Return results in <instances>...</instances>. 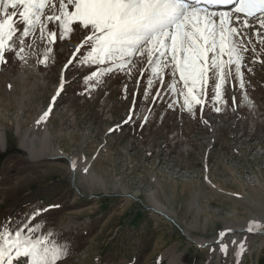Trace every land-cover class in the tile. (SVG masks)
Returning a JSON list of instances; mask_svg holds the SVG:
<instances>
[{"label":"rangeland","instance_id":"1","mask_svg":"<svg viewBox=\"0 0 264 264\" xmlns=\"http://www.w3.org/2000/svg\"><path fill=\"white\" fill-rule=\"evenodd\" d=\"M82 35L33 44L26 62L8 52L7 63L0 64L2 131L13 134L19 127L20 139L41 127L37 136L45 130L65 154L32 159L26 152L0 151V224L11 220L15 226L34 210L47 209L31 223L42 224L66 246L58 264H237L241 241L246 251L239 264H258L264 230L239 227L256 221L264 229L259 47L256 62L246 60L242 69L244 88L229 77L216 102L210 84L193 116L181 107L183 98L166 89L153 102L159 85L145 95L140 69L146 62L134 59L130 77L118 72L91 83L85 79L89 67L74 62L65 69ZM49 46L54 50L47 63H39ZM62 75L64 90L47 120L32 130V118L35 124L47 111ZM130 109L135 115L125 123ZM198 238L206 241L199 245ZM221 243L228 245L226 256Z\"/></svg>","mask_w":264,"mask_h":264},{"label":"snow or ice","instance_id":"2","mask_svg":"<svg viewBox=\"0 0 264 264\" xmlns=\"http://www.w3.org/2000/svg\"><path fill=\"white\" fill-rule=\"evenodd\" d=\"M227 5L234 7L212 10ZM77 32L83 35L65 69L74 62L89 67L85 79L91 83L118 72L130 77L134 59L146 62L140 69L147 80L145 95L159 85L153 102L166 89L174 98L182 97L181 107L194 116L193 106L202 110L210 84L212 99L220 102L229 77L244 88L242 69L246 60L256 62L258 47L264 57V0H0V64L7 63L8 52L26 62L37 33L41 42L52 45ZM53 50L46 47L38 62L46 64ZM66 83L62 75L37 123L47 120ZM214 108L221 111L215 104ZM134 115L130 109L125 123ZM147 120L144 116L143 122ZM70 163L75 170L76 161ZM46 210H34L15 226L11 220L0 224V264H58L66 256V246L51 231L45 233L42 224L31 223ZM259 228V222L251 221L247 231ZM224 235L220 233L221 240ZM238 248L237 264L246 241L239 242ZM220 250L226 256L228 245L221 243Z\"/></svg>","mask_w":264,"mask_h":264},{"label":"crops","instance_id":"3","mask_svg":"<svg viewBox=\"0 0 264 264\" xmlns=\"http://www.w3.org/2000/svg\"><path fill=\"white\" fill-rule=\"evenodd\" d=\"M1 110V109H0ZM1 112V111H0ZM37 121L38 120H36V122H35V124H34V118H32V120H31V122H33L32 123V127H31V129L33 130V129H37ZM10 122V121H9ZM1 123L2 124H5V119L4 118H0V131L1 132H3L4 133V146L0 143V151L2 152V151H5L7 148H8V150L11 152H14V151H19V153H23V152H26V153H28L29 155H31V153L29 152V150L26 148V147H24L23 145H22V142H21V140H22V137L26 134L27 136H28V140H29V144H33L34 145V147H36V148H43V151L41 152V155L39 156V157H36V158H34V157H32V159H38V158H40V157H55V156H50V150H51V148L53 149L54 147H52V143H51V136H50V132H49V143H48V149H46V148H44L43 147V143H41L42 142V137H43V135H44V133H45V130H44V132H43V134H41L40 135V137H38L37 136V134H40L43 130H42V128L41 127H38L39 128V130H41L40 131V133H33V134H31V132H30V130H27V131H25L23 134H22V136L20 135V139L18 138L19 136V127H16V129L14 130V132H13V134L12 133H10V132H8L7 133V131H2L3 129L2 128H4L3 126L1 127ZM48 130V129H47ZM35 134V135H34ZM11 137H12V139L15 137V140H16V143H13V145L11 146L10 145V141H11ZM32 140V141H31ZM42 144V145H41ZM45 150V151H44ZM7 151V150H6ZM43 153V154H42ZM1 155V154H0ZM47 155V156H46Z\"/></svg>","mask_w":264,"mask_h":264},{"label":"bare ground","instance_id":"4","mask_svg":"<svg viewBox=\"0 0 264 264\" xmlns=\"http://www.w3.org/2000/svg\"><path fill=\"white\" fill-rule=\"evenodd\" d=\"M234 7V5H227V6H215V7H213L212 8V10H215V11H221V10H224V11H226V10H230V9H232ZM41 40L39 39V36H38V38H37V42H35L34 43V46H37V43H39ZM39 45V44H38ZM44 51H42V53H43ZM259 62V61H258ZM261 62V61H260ZM247 100V98H245L244 99V101H246ZM249 100V99H248ZM5 137H4V133H2L1 131H0V143L4 146V139ZM49 137H48V133L47 132H45L44 133V135H43V137H42V142L41 143H43V147L44 148H46V149H48V143H49V139H48ZM29 138H28V136L25 134L23 137H22V140H21V142H22V145L24 146V147H26L28 150H29V152L31 153V156L32 157H34V158H36V157H39L40 155H41V152L43 151V148H35L34 147V145L33 144H29L30 142H29V140H28ZM32 141V140H31ZM42 145V144H41ZM53 147V146H52ZM45 151V150H44ZM43 154V153H42ZM58 155H65L64 153H62L61 151H59V149L57 148V147H54L53 149L51 148V150H50V156H58ZM47 156V155H46ZM86 176V175H85ZM88 177V176H87ZM152 202H153V204H154V206L157 208V209H162V207L160 206V204L159 203H157L154 199L152 200ZM239 229H247V227H243V226H241V227H239ZM258 230H264V229H262V228H259V229H256L255 231H257L258 232ZM264 232V231H263ZM217 239H219V238H217ZM206 240H204V239H197V243L199 244V245H202V244H204V242H205ZM215 241V240H214Z\"/></svg>","mask_w":264,"mask_h":264},{"label":"trees","instance_id":"5","mask_svg":"<svg viewBox=\"0 0 264 264\" xmlns=\"http://www.w3.org/2000/svg\"><path fill=\"white\" fill-rule=\"evenodd\" d=\"M258 264H264V255L259 257Z\"/></svg>","mask_w":264,"mask_h":264}]
</instances>
